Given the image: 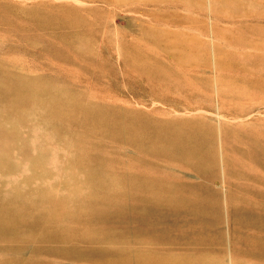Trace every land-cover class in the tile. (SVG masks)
I'll list each match as a JSON object with an SVG mask.
<instances>
[{
    "label": "rangeland",
    "instance_id": "rangeland-1",
    "mask_svg": "<svg viewBox=\"0 0 264 264\" xmlns=\"http://www.w3.org/2000/svg\"><path fill=\"white\" fill-rule=\"evenodd\" d=\"M49 100L62 102L53 109ZM220 115L229 118V202L247 214L231 213L232 243L243 264H264V251L248 246L264 240V0H0V148L27 169L4 168L1 191L61 188L68 211L0 233V264H227L217 159L198 168L174 148L156 151L172 145L174 129L195 125L214 155ZM142 185L209 191L216 209L200 220L166 203L122 208L113 196ZM90 206L116 213L81 212ZM43 229L64 234L45 238Z\"/></svg>",
    "mask_w": 264,
    "mask_h": 264
},
{
    "label": "bare ground",
    "instance_id": "bare-ground-1",
    "mask_svg": "<svg viewBox=\"0 0 264 264\" xmlns=\"http://www.w3.org/2000/svg\"><path fill=\"white\" fill-rule=\"evenodd\" d=\"M87 9H89V8L87 7ZM24 84L25 83H23V85ZM23 85H19V89H20V86H23ZM25 87H26V85H25ZM22 90H23V88H22ZM48 92H50V91H48ZM23 93L29 94L30 96H33V97H36V98L37 97L38 98L39 97L42 98L41 96L44 94L43 92H40L39 89H36V88H27V87L24 88V92ZM48 94L50 95V93H48ZM52 98L53 99H58L57 96H55V98H54V96H52ZM52 101L54 102V106L52 104L53 103ZM61 102L62 101H58V100L57 101H55V100H49V101H46L44 103L45 104H48V105L51 104V106L54 109V107L55 108L56 107H60V103ZM221 103H223V102H221ZM222 111H223V109H222ZM212 115H214V114H212ZM223 119H226V117L225 116L223 117L222 115H220L219 116L218 123H217V126H216V133L215 134H216V136L218 138L219 147H218L217 152H215L214 155H213V152L211 150H208V149L205 148V146H206L205 145L206 144V140H208L207 135L204 134L202 130H200L197 127H195V125H192L190 127H184L182 129H180L179 131H175V129H174V131H172L170 133V135H169L170 136V142H169V144L171 143L172 145L167 146V147L156 148V151H159V152H162V151L163 152H166V151H168V152H170L172 150V148H174V150H176L178 153H181V155L183 156V158L186 160L187 164L193 165L194 167H198V168H200L202 166V164L205 163V161H207L208 158L211 160V159H213V156H214V158L217 159V161L219 163V168H220V171H221V180H222L221 183H219V186L222 189V191L226 194L224 210H225L226 222H227V244H228V246H227L228 247V258H227L228 263L227 264H243V262L240 260L239 257H240L241 252L244 249L235 247V245L233 246V243H232L233 234H232V232L230 230V219H231L230 217H231V213H232V214H234V215L236 214V215H238L241 218H243V219L246 220L247 219V216H246L247 214H246L245 211L234 210L233 207L230 205V202H229V188L227 186V176H228V173L230 171V164L231 163H230V160H229V157H228L229 154L226 153V144H225L226 143L225 142L226 129H225V121ZM227 119H229V118H227ZM5 124H3V125H5ZM151 125H152V123H151ZM100 135H101V133H100ZM3 139H4V137H3ZM7 141H8V139H7ZM258 142H259V140H258ZM28 145L29 144H27L26 146H28ZM28 148H27V150H28ZM251 152H253V151H251ZM82 153H84V152H82ZM150 157L153 158V156H150ZM41 159L42 158L40 156H38V158H36V159H32V161H30V163H31L32 166L28 164L27 165V168L29 169L30 167L31 168L32 167L33 168L38 167L39 164H35V162H37V161L38 162H41ZM78 160H80V159H78ZM110 166H112V165H110ZM23 167H24V165H23V162L22 161H20L18 159L17 160H14L13 158H11L7 153H5L0 148V175H4L5 174V172H4L5 169L4 168L14 169V170L16 169L19 172L21 171V172L24 173L27 169L24 170ZM8 177H10V176H8ZM144 183H142V184H144ZM87 184L88 183H85V181H83V184H79L76 187H74L73 188V191L74 190L81 191L85 187L86 188L88 187ZM151 186H152V182H151ZM147 188L142 185V186H138L137 187V191H133V190L128 189V188H120V187H117V189H115V192L113 193L114 194L113 196L118 197V198L120 197V199L122 200V204L120 206H122V208H126V205H128V202L130 200H132V199L135 200V201H137V204H139V203H146L152 209H155L156 207L158 208L159 205H162L163 203H166V204L169 205V207L171 208V210L176 211V212H180V211L181 212H183V211L188 212L194 218H197V219H200V220H205V219L209 218L213 214V212L215 211V209H216V201H214V199H212L211 194L209 193V191L207 192V194L200 191V192L196 193V196L191 197V196H187L185 194L184 195L175 194V193H173L171 191V189H169V188H167L165 186H162L161 188L156 187L154 189H151V190L149 189L148 191H146ZM142 189L143 190L145 189V191H142ZM59 190H61V188H54V190L48 191L47 189L40 187L39 189L35 190L31 194H28L30 196H25L23 198V191L20 190V188H18V187H14V188L12 187L10 190H7L8 192L6 194H2L1 187H0V233H10V232L13 233L14 230L17 229L18 224H20V223H22L24 221L25 222H30L32 224L39 225V226L40 225H43V224L46 226L50 220L57 219V218H61V217H64L65 215H67V212H68L67 211V208L64 207V205H66L64 203V201L67 198H65V196L62 193L59 192ZM63 203H64V205H63ZM40 205H42L43 207H45L46 210H44L43 212H40V213L34 212V211L31 210L32 207H34V206H40ZM81 212L85 213L86 215H88L90 217H100V218H103V219L104 218H110V217H112L116 213L115 209L106 208V207H99L98 208V207H95V206H90L89 208L86 207V208L82 209ZM256 221L257 222H260L261 224L264 225V215L257 217L256 218ZM48 229L40 230V235L42 237H45V238H54V237L55 238H58V236H60L61 234H64V231H56V232L52 231L51 232ZM71 231L72 232H76L75 230L74 231L71 230ZM88 232H90V230ZM88 232L86 233V235L88 234ZM70 234H72V233H70ZM72 235H74V237H75V233H73ZM72 235H71V237H73ZM38 239H39V237H38ZM248 246H249V250H251V251H256V252H258V251L259 252L260 251H264V240H260V239H257L255 237H253V238H251V239L248 240ZM111 248H112V246H111ZM76 252H78V251H76ZM161 256H163V255H161ZM145 259L148 260V261L152 260L151 257L145 258ZM129 261H131V260H129ZM140 262H142V261L140 260Z\"/></svg>",
    "mask_w": 264,
    "mask_h": 264
}]
</instances>
